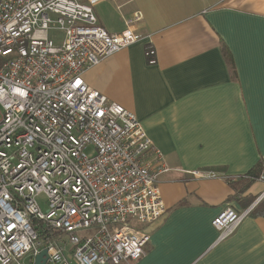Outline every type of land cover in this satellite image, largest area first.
Instances as JSON below:
<instances>
[{
  "label": "built area",
  "instance_id": "1",
  "mask_svg": "<svg viewBox=\"0 0 264 264\" xmlns=\"http://www.w3.org/2000/svg\"><path fill=\"white\" fill-rule=\"evenodd\" d=\"M101 1L0 0V264H35L43 249L45 264H135L150 235L133 222L167 210L158 180L171 168L161 151L134 112L84 78L147 37L134 28L141 12L107 32L93 7ZM145 56L157 62L152 41ZM262 199L212 219L219 240Z\"/></svg>",
  "mask_w": 264,
  "mask_h": 264
},
{
  "label": "crops",
  "instance_id": "2",
  "mask_svg": "<svg viewBox=\"0 0 264 264\" xmlns=\"http://www.w3.org/2000/svg\"><path fill=\"white\" fill-rule=\"evenodd\" d=\"M93 7L110 33L143 15L134 28L147 37L84 78L135 113L171 168L158 180L165 214L133 222L150 235L135 264H264V216L249 213L222 240L212 223L228 205L244 211L264 198V178L248 184L240 177L255 167L264 173V0H104ZM150 41L154 64L145 56Z\"/></svg>",
  "mask_w": 264,
  "mask_h": 264
},
{
  "label": "trees",
  "instance_id": "3",
  "mask_svg": "<svg viewBox=\"0 0 264 264\" xmlns=\"http://www.w3.org/2000/svg\"><path fill=\"white\" fill-rule=\"evenodd\" d=\"M262 174V171L259 167H255L253 168V170H251L250 172H248L247 174L240 176L243 177L241 179L246 180L248 184L252 183L254 180H256L257 178H260ZM256 199H254L253 201H255ZM250 214L257 215V216H264V198L262 200H260L256 206L252 209V211L250 212Z\"/></svg>",
  "mask_w": 264,
  "mask_h": 264
},
{
  "label": "rangeland",
  "instance_id": "4",
  "mask_svg": "<svg viewBox=\"0 0 264 264\" xmlns=\"http://www.w3.org/2000/svg\"><path fill=\"white\" fill-rule=\"evenodd\" d=\"M99 3V2H98ZM63 32L60 31V30H52L51 31V35L54 36V37H61L63 36L62 34ZM92 151V148H88L87 149V152H91ZM47 198H46V195L45 194H41L39 197H38V200L39 203L41 204V207H42V210L46 211L48 206H47Z\"/></svg>",
  "mask_w": 264,
  "mask_h": 264
},
{
  "label": "water",
  "instance_id": "5",
  "mask_svg": "<svg viewBox=\"0 0 264 264\" xmlns=\"http://www.w3.org/2000/svg\"><path fill=\"white\" fill-rule=\"evenodd\" d=\"M47 249H43L40 253L36 256L35 264H45L47 261Z\"/></svg>",
  "mask_w": 264,
  "mask_h": 264
}]
</instances>
